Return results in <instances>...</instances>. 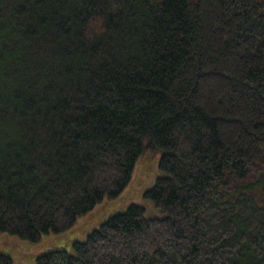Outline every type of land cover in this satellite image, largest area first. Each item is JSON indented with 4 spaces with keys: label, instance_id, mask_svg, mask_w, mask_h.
Returning <instances> with one entry per match:
<instances>
[{
    "label": "trees",
    "instance_id": "1",
    "mask_svg": "<svg viewBox=\"0 0 264 264\" xmlns=\"http://www.w3.org/2000/svg\"><path fill=\"white\" fill-rule=\"evenodd\" d=\"M147 154L163 217L38 264H264V0H0V233H67Z\"/></svg>",
    "mask_w": 264,
    "mask_h": 264
},
{
    "label": "rangeland",
    "instance_id": "2",
    "mask_svg": "<svg viewBox=\"0 0 264 264\" xmlns=\"http://www.w3.org/2000/svg\"><path fill=\"white\" fill-rule=\"evenodd\" d=\"M160 156L147 154L134 172L133 182L117 200H106L89 215L81 217L75 228L64 234H46L40 243H31L16 236L0 233V254L11 257L15 264H38L37 259L58 249L72 250L74 242H84L102 224L117 214L124 213L130 206L138 204L146 208L151 218L163 217L154 203L144 198L147 190L154 187L160 175Z\"/></svg>",
    "mask_w": 264,
    "mask_h": 264
}]
</instances>
